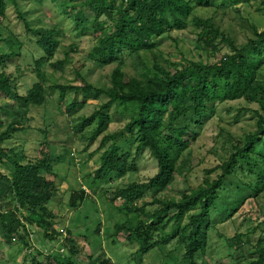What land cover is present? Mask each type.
<instances>
[{
    "label": "trees",
    "instance_id": "16d2710c",
    "mask_svg": "<svg viewBox=\"0 0 264 264\" xmlns=\"http://www.w3.org/2000/svg\"><path fill=\"white\" fill-rule=\"evenodd\" d=\"M52 1L57 3L59 0ZM9 2L15 6L27 31L36 38L43 56L36 62L38 80L27 95L22 96L18 91V77L6 72L7 63L20 55H0V99L15 102L0 105V110L13 116L7 129L0 132V240L10 246L22 244L36 250L31 243L34 235L30 229H39L47 239L65 237L62 242L67 252L44 254V263L34 259V264H81L77 257L83 254L84 248L76 243L68 230L59 232L55 229L57 216L49 209L58 194L56 182L49 176L54 174L57 165L65 162L69 149L58 152L57 146L46 137L40 144L38 157L27 160L24 152L4 146L12 134L30 129V120L26 119L29 109L45 107L50 99L47 77L42 69L55 58L61 45L56 28L31 27L18 0H0V43L4 40L2 24L7 18ZM252 2L258 3V12L264 14V0H80L64 10L73 21L77 35L94 36L96 45L90 59L100 67L118 64L111 75L109 88H97L85 79L78 86L51 88L59 90L63 96H75L66 106L69 115L79 112L87 100L108 98L107 103L91 116L80 120L76 133L95 127L88 138L92 144L113 123L110 110L114 108L121 116L129 115V122L122 131L108 134L102 140V147L110 141L112 145L103 154L101 165L94 173L95 183L108 181L113 175L125 177L137 171L135 160L130 161L131 155L120 153L118 140L125 133L129 134L130 144H137L136 159L149 151L158 164V173L149 182L132 183L125 188H116L109 197L100 196L114 210L126 215L127 220L115 225L112 236L127 234L126 240L138 247L132 252L136 264H143L144 257L155 249H159L164 257L173 240L184 246V264H204L199 259L209 246L212 214L220 205L226 181L239 177L255 198L264 195V30L251 25L253 38L238 46L213 19L195 16L199 8L214 7L233 8L242 14ZM239 6L242 9H237ZM190 24L196 32L199 50L216 55L225 44L230 53L216 63H205L188 60L182 53L183 61L173 62L156 52L155 40L174 30L184 31ZM148 52L152 64L145 59L144 54ZM124 53L129 55L133 73L125 70ZM71 61L67 53L58 64L64 68ZM79 96L85 101L79 102ZM236 101L258 107L255 111L257 130L237 143L226 162L207 170L200 185L191 187L180 198L166 195L178 175L186 177L189 174L190 159L184 161L183 157L198 140L192 126L215 116L217 104ZM17 103L21 105L19 109H15ZM69 161L74 163L73 158ZM2 170L7 174H2ZM252 179L256 181L251 183ZM150 192L153 196L147 201ZM238 196L242 199L236 200L237 206L245 198L244 194L238 193ZM86 198L89 195L85 189L73 193L70 208L80 209ZM119 202L122 205L117 206ZM150 207L156 209L150 211ZM22 212L24 215H19ZM100 232L98 227L96 233ZM244 238L239 234L228 240L229 247L244 255V246L250 244ZM251 254L258 258L249 264H264V239L256 243ZM89 258L88 264H96L94 257ZM96 260L99 264H115L104 253Z\"/></svg>",
    "mask_w": 264,
    "mask_h": 264
},
{
    "label": "rangeland",
    "instance_id": "374dc122",
    "mask_svg": "<svg viewBox=\"0 0 264 264\" xmlns=\"http://www.w3.org/2000/svg\"><path fill=\"white\" fill-rule=\"evenodd\" d=\"M79 2L80 0L75 2L59 0L57 3L52 0H18L19 8L31 27L56 28L60 33L61 45L55 58L42 69L47 77L46 86L50 99L45 107L29 109L26 119L30 120V129L27 132L12 134L11 139L4 142V146L24 152L27 160L38 157L40 144L46 137L57 146L58 152L69 149L70 153L65 162L57 165L54 174L49 176L58 187L57 197L49 205V209L57 216L54 222L55 229L59 232L68 230L76 243L84 248L83 254L77 257L81 264H88L89 257H94V262L99 264L96 259L103 253L115 264H136L132 252H136L138 247L126 240L127 234L112 236L115 225L125 222L126 215L114 210L100 196L105 194V197H109L116 188H125L132 183L149 182L157 175L158 164L149 151L136 159L137 144H130L127 140L129 134L125 133L118 140L120 153L131 155L130 161L135 160L137 171L125 177L113 175L108 181L95 183L94 173L101 165L103 154L112 145L110 141L102 147V140L108 134L122 131L129 122V115L121 116L114 108L110 110L113 123L90 144L88 138L93 134L95 127L87 128L81 134L76 133V128L82 118L91 116L102 104L107 103L108 98L102 97L99 101L87 100L79 112L69 115L66 106L75 99V96L73 94L63 96L59 90L51 89L59 85L78 86L82 84L83 79L97 88H109L111 75L118 65L115 63L100 67L90 59L92 49L96 45L94 36L77 35L73 21L64 14L66 7ZM258 8L259 4L255 2H252L242 14L236 9L226 7L199 8L195 16L213 19L238 46H242L254 36L251 25H256L260 31L264 30V14L258 12ZM6 14L7 18L2 24L4 40L0 43V55L4 53L20 55L7 63L6 72L18 77V91L20 95L25 96L38 80L36 62L42 58L43 53L36 44V38L27 31L11 2ZM155 44L156 52L164 54L173 62H182V53L188 60L216 63L225 54L230 53V48L225 44L221 45V52L216 55L212 53L207 55L199 50L196 32L191 24L184 31L174 30L169 35L155 40ZM67 53L70 54L72 61L62 68L58 63L66 58ZM144 56L152 64L151 53H145ZM122 57L127 63L125 70L133 73L129 55L124 53ZM78 100L85 101L81 96ZM7 103L15 102L0 99V105ZM20 107L21 105L17 103L15 109ZM256 110H258L256 105H248L243 101L217 104L215 116L203 119L200 125H193L192 129L198 134V140L183 157L184 161L190 159L189 174L186 177L178 175L176 183L166 195L180 198L182 193H188L191 187L195 188L203 182L207 170L226 162L234 153L237 143L243 142L245 135L257 130ZM12 120L13 116L8 111L0 110V132L5 131ZM70 158L74 159L73 164H70ZM1 172L7 174L5 170ZM255 181L252 179L251 183ZM243 185L244 180L239 177H232L226 181L220 205L212 214L209 246L204 256L200 257V262L249 264L257 260L258 256L251 252L256 243L264 239V195L255 198ZM83 189L87 191L89 198L85 199L80 209H71L69 204L72 194ZM238 193L245 196L244 202L239 206L236 200L241 201L242 196H238ZM152 196L153 192H150L147 201H150ZM118 205H122V202L117 203ZM154 209L156 207L148 208L150 211ZM19 215H24V212ZM98 227L101 229L99 234L96 233ZM30 233L34 235L31 237V243L35 245L36 250L22 244L10 246L0 240V264H34V259L38 263H44V254L67 252L62 242L65 237L47 239L44 232L35 228H31ZM239 234L245 236L246 243L248 240L250 242L244 246V255L230 248L227 242ZM159 251L155 249L146 255L143 264L186 263L184 246L177 240L171 241L167 246V254L164 257Z\"/></svg>",
    "mask_w": 264,
    "mask_h": 264
}]
</instances>
